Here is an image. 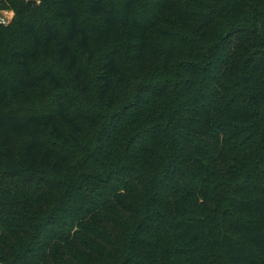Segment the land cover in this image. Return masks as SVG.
Instances as JSON below:
<instances>
[{"label": "trees", "instance_id": "trees-1", "mask_svg": "<svg viewBox=\"0 0 264 264\" xmlns=\"http://www.w3.org/2000/svg\"><path fill=\"white\" fill-rule=\"evenodd\" d=\"M9 3L0 264H264V0Z\"/></svg>", "mask_w": 264, "mask_h": 264}, {"label": "rangeland", "instance_id": "rangeland-1", "mask_svg": "<svg viewBox=\"0 0 264 264\" xmlns=\"http://www.w3.org/2000/svg\"><path fill=\"white\" fill-rule=\"evenodd\" d=\"M149 0H139V7L145 10L144 4ZM0 15L4 16L7 20L5 25L10 24L15 16L14 9L10 6L9 0H0ZM37 68H43L45 66H53L54 68H60L61 64L54 60V56L51 53L45 54L43 57L40 58L38 63L35 65ZM57 90L50 86L49 83H43L37 86L30 94L29 98L32 101L29 102L28 105L35 106L36 108H41L46 110L48 106H52L54 104L53 96H55Z\"/></svg>", "mask_w": 264, "mask_h": 264}, {"label": "built area", "instance_id": "built-area-1", "mask_svg": "<svg viewBox=\"0 0 264 264\" xmlns=\"http://www.w3.org/2000/svg\"><path fill=\"white\" fill-rule=\"evenodd\" d=\"M0 23H7V20L5 19L4 16L0 15Z\"/></svg>", "mask_w": 264, "mask_h": 264}]
</instances>
